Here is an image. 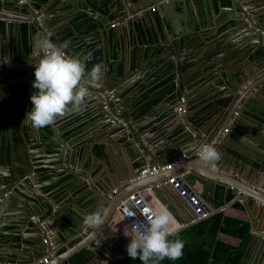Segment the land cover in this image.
Segmentation results:
<instances>
[{"label":"crops","instance_id":"1","mask_svg":"<svg viewBox=\"0 0 264 264\" xmlns=\"http://www.w3.org/2000/svg\"><path fill=\"white\" fill-rule=\"evenodd\" d=\"M20 1L21 2L17 1L16 3L21 6L24 4V1ZM153 1L154 0H148L144 7H139L133 0L131 3L133 8L132 13L123 18L111 17L109 22L105 20L107 12L103 10L100 11L99 7L92 8L93 14L82 11L79 13L82 16V20L79 22L80 29L78 35H70V32L62 33V31L56 34V38L57 36H63V42L67 41V47L65 48L66 54L78 56L81 60L85 61L93 54V49L92 51H87L86 46L91 48L92 42L96 39V35L100 37L99 33L92 36L89 31L93 29L96 24L99 25L100 32H104L106 35L113 38L114 33L116 36L122 37L123 49H121V52L116 48L112 49L111 56L108 57L103 74L101 78L92 85L93 88H102L101 83L103 81L109 83L111 81L114 82L115 70L118 67L124 69L125 66H129V63L131 64L135 60L133 47L135 46V50L137 48L138 52L139 47L141 48L144 46L143 49L146 51L145 55L148 61L147 64L149 65L147 71L141 75L133 86V92H136L135 99L128 107V109L133 112V118L125 111L118 116L121 117V120H125L130 125V129L132 128L134 131V137L138 138L135 129L136 125L143 131L154 128L157 133H151L149 135L150 147L141 144L140 149H137L135 144H132V141L128 139L123 140V146L119 141H116L117 133L109 136H107V134L102 137L99 136L100 129L90 130V124L93 123L94 125V123L97 122L98 118H96V114H88L84 108L79 113L69 110L63 115L57 116L53 122L56 123L55 126H52V123L39 128L34 127L31 121L25 118L26 113L31 108V102L28 97L27 111L20 125L17 127L20 131L19 129L17 131L22 135V145H20L21 151L23 153L30 151V153L33 154L31 158L32 161L39 167L48 164L46 166L47 168L43 169L46 175L39 184L42 190H44V193L35 190L33 195V197L46 209L41 210L38 206H35L30 210L26 203H24V206L27 208L26 211L19 208H11L12 202H19L20 200L26 201L29 200V198H27V196V199L23 198L19 193L13 192L12 188L9 189V192L12 194L9 199L3 202V206L0 208V264L6 262H10L11 264L31 263L34 261L37 262L35 264H40L38 260L47 256V254H49L48 257L51 258L54 253L57 254L58 248L66 246L73 238L79 237L81 239L84 237L92 227L83 223V217L93 211L101 213L107 203L106 201L114 198L115 195H119L122 199L114 208L105 228L95 239L105 248L114 252L116 256L122 253L119 254L115 251L117 245L114 235L121 243V247L123 246L122 248L126 250V245L130 237L126 236L124 233H132L127 224L123 223L120 217L118 218L117 216L118 205L130 193H143L145 200L150 205L152 204L158 207L164 205L170 209L173 217L178 222H189L191 217L189 207L186 202L178 196L176 191L171 189V185H165L162 188L153 187L151 191L148 190L154 183L165 181L172 175L179 176V179L183 181V186L192 188L199 193L200 196H202L205 186L221 184L224 190L228 188L232 189L234 191L233 199L218 209H215L211 205L214 208L213 212L223 208L222 212L224 214L248 221L250 229L251 223L249 218L253 220L254 225L258 228L264 227V209H261V211L263 210V213H261L259 203L252 199L251 204L248 206L249 210L247 213L243 205V201L245 200L243 197L245 194H241L230 186L226 187L222 182L199 177L193 168L194 164H192L196 161L198 156L194 151L187 154L185 160H188V163L185 164L186 166H174L171 170L163 171L156 176H149L151 178L146 180L136 178V173L141 165L146 163L163 164L169 162L182 152L194 150L197 144L202 142L213 144L220 153V159L211 166V170L218 171L225 178L235 177L242 182L252 180V183L256 182V184H262L264 186V133L263 135L251 133L239 124L242 121L244 125L257 126V122L248 117L244 112L247 104L253 102L259 104L257 105L258 107H264V64L260 65L250 60V55L256 48L245 53L242 57L237 54L236 60L233 62L234 64L232 67L235 68L232 73L239 70L240 74L238 76L240 78L243 76L240 71V64L242 63L244 65L242 68L248 79L243 82L241 86H236V83L232 84L229 78L226 83L218 80V76L214 72L216 65H214L210 59V61L207 59L203 61L200 68L196 67L195 64L190 61H185L179 63L176 71H174L168 59L164 60L168 55L162 52L164 49L162 43L169 40V35H166L161 28V40L155 29V25L149 20V14L151 12L155 15L157 23L160 24L162 13L167 11L166 8L168 9L169 6L166 5L165 10L159 9V3ZM232 1L235 8L234 10L226 9L223 6L219 7L217 5L216 15H214L211 9V14H213L212 21L215 23V28L211 36L213 37L216 35L214 39L217 38L216 44L218 47L225 39L238 32L235 31V29L238 27L239 14L244 7H242L237 0H231V2ZM262 3H264L263 0H256L253 1L250 6L258 7ZM164 4H166L165 1ZM226 4L228 3L224 5ZM25 6L27 10H30V7L26 3ZM151 6H155V9L150 10ZM176 9L178 11V7ZM256 9L258 11L263 9L258 12L260 23L253 19H251V21L257 24L258 28L264 29V8L258 7ZM22 12L26 11L22 10ZM144 12L151 24V27L148 28L147 35H143L137 27L134 32L129 33L128 18L131 16L134 18L141 17V14ZM244 12L247 14L249 13L248 10H244ZM3 14V18L21 16L11 11H5ZM112 23H116V25L111 26ZM45 33L46 36H50L53 42H56V38L52 36L51 33ZM70 36L72 37L70 38ZM0 43L3 45V51H0V73L4 74L5 71H7L5 74L12 79L14 78V72H16L18 68H22L23 65L15 62L16 59L20 61V58L18 59L14 55H11L12 57L9 58L7 39H0ZM153 49L158 51L156 55L151 54ZM27 53V60L30 61L33 57L30 55L29 50ZM1 59H3V61H1ZM192 59L197 58L193 57ZM4 60L7 61L5 62ZM2 62H4L3 65ZM250 65H252L251 69L249 68ZM180 66L185 67V69L180 68ZM2 67H6V69H2ZM232 67H230V69ZM12 68H16V70L8 71ZM22 72L24 75L26 71ZM4 82H6V79H1L0 83ZM224 86L227 89L220 91ZM234 88L235 90L232 92ZM250 89L251 91L244 95V93ZM227 94L232 95L229 107L238 103L242 97H244V99L237 105V109L232 118L229 119V115L227 116V119H229L228 122L226 120L224 121L225 115H223L213 128L207 129L203 126L201 127L197 120H195L197 121L195 125L192 124L190 120V116L192 118V115L187 116V114L184 116L185 123L182 124L180 119L184 118H180L175 112L178 97H183L185 104L188 101L193 106V109L197 111L201 105L210 106L213 100L221 99ZM198 97L201 99V104L195 103L196 101H194ZM111 106L113 107L112 103ZM119 110L120 109H117V111ZM1 115L2 110L0 104V126H2V121L4 119ZM24 119L26 120V124H24ZM9 120L11 119L9 118ZM11 125L13 126V124ZM53 127H57L56 134H53ZM82 137L84 140L89 139V141L91 137L101 138L103 141H107L108 147L104 148L105 145L103 142H94L91 144V148L84 150L82 147V143L84 142V140H81ZM32 138L37 140L39 138L41 141L58 138L60 141H63V147L66 151L61 154L62 157L60 160L64 161H56L57 157H55L50 145L36 143L37 140L32 141ZM65 140H67V142H65ZM136 142V144H139L138 139H136ZM72 147L75 149L78 148L77 158H79V160L77 159L75 163L78 165L79 169L76 177L61 172L63 166L66 164V155ZM97 150H101V154H99ZM153 152H156L157 155L155 156ZM234 152L240 154L241 157H237ZM40 170H42V168H37V171ZM32 182L37 185L34 179H32ZM28 187L30 189L32 188L31 186ZM18 189L20 193L24 195L31 194L27 192L30 190L27 187H19ZM113 189H116V192L112 194L111 198H107L106 195ZM103 196L106 198L101 203ZM234 202H238L241 206H235ZM262 207H264V205ZM26 213H28L31 219H25ZM65 216H68L70 221L63 219ZM41 222H44L48 229L53 230L52 232L54 235L52 238H55V234L58 236V240L54 243L56 247L55 251L51 250L47 244L46 249L42 250V248L39 247L41 244H37L38 240L33 230L35 225ZM189 223L192 224L194 222ZM183 227L186 226L184 225ZM263 232L264 231H258V233L252 236L250 231V238L246 247L249 251L245 263L250 264L257 258L256 264H264V247L261 249L259 240V236H263ZM14 236H18V240H14ZM219 236L224 241L234 245L240 240L237 237L225 233H219ZM256 236L258 237L256 238ZM45 238L48 237L46 236ZM105 241L107 244H105ZM35 244L38 246H35ZM43 244H45L44 241ZM92 244L95 245V240H92ZM101 254L106 255V252L101 250Z\"/></svg>","mask_w":264,"mask_h":264},{"label":"water","instance_id":"2","mask_svg":"<svg viewBox=\"0 0 264 264\" xmlns=\"http://www.w3.org/2000/svg\"><path fill=\"white\" fill-rule=\"evenodd\" d=\"M19 0H0V20L4 21V29H5V39L8 42V54L9 58L11 55H19L20 61L16 59V63L22 64V68H12L8 71H26L23 76L18 79H10L9 76L0 73V81L1 79H6V82L0 83V104L2 105V117L4 118L3 126L0 129V208L3 206V202L6 199H9L11 194L9 189L12 188L13 192L19 193L23 198H29V200L19 202L14 201L11 203V208H19L23 211H26L27 208L24 206L26 203L30 210L33 207L38 206L41 210L46 209L42 206L34 197V191L39 190L44 193L41 186L39 185L43 180L45 171L48 164L44 166H37L32 161V155L30 151L23 153L21 151L20 145H22L21 134L14 140L13 130L10 129L12 126L9 122L8 116L9 111L7 109L11 106L12 103V88L16 90V93L19 92V88L21 85L27 86L28 97L33 93L34 88L32 86V81L34 77V62L37 61L39 56L41 55L40 50L37 46V41L41 38V36H45V32H49L56 38L57 32L69 33L70 35H78V31L80 29L79 22L82 20L81 14L82 11H86L87 13L93 14L92 8H98L100 11H106L107 16L105 20L107 22L110 21L111 17H126L128 14L133 12V8L131 3L133 0H47L42 2L39 7L36 6V0H23L26 3L30 10L25 8L26 12H22L20 6L16 3ZM148 0H134V2L139 7H144ZM164 1L166 4H164ZM256 0H237L244 9L239 14V23L238 27L235 31H238L235 35L229 36L225 39L222 44H219V47L216 44L217 38L216 35L211 36L212 31H214L215 23L212 21L213 14L216 15V7L223 6L226 9L234 10L233 1L226 3V0H154L153 2L159 3V9L165 10V6H169V8L164 11L161 15L162 19L160 24L157 23L155 19V15L150 12L149 16L152 21V24L155 25V29L162 40V34L160 29L164 30L166 35H169V40L162 43L164 46L163 53L168 55L164 58L171 63L172 70L176 71L177 65L179 63L190 61L195 64L196 67L200 68L202 62L207 60H212V63L215 66V73L218 76V80L226 83L228 78L231 80L232 84L236 83V86H241L243 82H245L248 77H246L245 72L243 71V64L241 63V72L242 77H235L232 73L235 67H232L233 62L236 60L237 54L242 57L245 53H248L250 50H254L259 46H263V37L259 30H257L258 26L251 19L260 23V17L256 8H264V3L260 4L258 7L250 6V4ZM264 1V0H263ZM158 5V4H157ZM178 7V11L177 8ZM211 9L213 14H211ZM244 10H248L247 14ZM5 11L15 12L16 14L21 15L20 17H4ZM35 17V18H34ZM146 13H142L141 17H130L128 18L129 25V33L134 32L137 27L140 32L147 35L148 28L151 27L149 23ZM25 22L27 24V31L25 37L22 33L21 23ZM10 25L17 26L14 31V36L16 39V43L18 44L17 51L14 48V45L10 41ZM136 25V26H135ZM153 25V26H154ZM161 26V27H160ZM15 29V27H14ZM69 31V32H68ZM92 36L99 33L100 37L96 35L95 41L92 42V47L89 48L86 46L87 51H92L93 54L88 57V59L82 60L86 64V70L90 69L94 64L100 63L105 69L108 57L111 56L112 49L116 48L121 52L123 49L122 37L116 36L114 33V38L106 35L104 32L99 31V25L96 24L93 29L89 30ZM139 33V32H138ZM242 36V37H239ZM50 38V36H48ZM72 36H70L71 38ZM239 37V38H237ZM63 36H57L56 44H62ZM25 39V40H24ZM139 47L138 52L137 48L135 50V46L133 47V55H135V60L129 66H125L124 69L118 67L115 70V80L114 82H102V88H93L90 86L89 94L84 101L83 108L86 109L88 114H96L97 122L90 124V130L100 129L99 136H103L107 134V136L117 133L116 141L120 142L121 145L124 146V139H128L132 141V144H135L137 149H140V145H146L150 147V134L157 132L154 128L147 129L146 131L141 130V128L136 125V133L137 137H134V131L131 130V134H128L122 122L119 121L121 117L118 115L125 111L131 118H133V112H131L128 107L131 102L135 99L134 84L138 81L141 75L147 71V57L146 51ZM27 50L30 51V55H32V59L27 60ZM66 50L65 48L63 49ZM135 50V51H134ZM0 51H3V45L0 43ZM157 50L153 49L151 54L156 55ZM66 53V52H65ZM85 55V53H84ZM174 57V58H173ZM196 57L197 59H192ZM209 60V61H210ZM3 61V59H1ZM134 63V65H133ZM151 63V62H150ZM4 62H2V65ZM136 64V66H135ZM105 65V66H104ZM187 65V64H186ZM246 66V65H245ZM230 67H232L230 69ZM252 65L249 66L251 69ZM184 68L185 67H181ZM1 69V68H0ZM2 69H6V67H2ZM252 71V70H251ZM110 73V72H108ZM228 74V75H225ZM143 78V77H142ZM136 86V85H135ZM137 87V86H136ZM16 88V89H15ZM138 88V87H137ZM136 88V89H137ZM18 89V90H17ZM227 88L220 89L223 91ZM235 88L232 92H234ZM251 91L247 90L244 95ZM230 92V91H229ZM179 98V97H178ZM177 98V99H178ZM244 99V97H242ZM240 99L238 103L229 107L230 101L232 100V95L227 94L223 96L221 99H216L212 101L210 106H200L198 110H194L193 106L187 101L186 102V114L192 115L190 116V120L192 124H196L198 121L200 126L205 127L207 129L213 128L220 119L225 115L224 121H229L230 118L234 115V112L237 109V105L242 101ZM108 100V101H107ZM107 101L109 109H104V103ZM195 103L201 104L200 97L196 98ZM113 104V107L111 106ZM229 107V110L227 111ZM120 109L117 111V109ZM116 109V110H115ZM194 110V111H193ZM229 115V119L227 116ZM15 116V114H14ZM13 116V117H14ZM26 116V115H25ZM119 117V118H118ZM197 118V119H196ZM197 120V121H195ZM125 121V120H124ZM24 124H26V120L24 119ZM56 123H53L52 126H55ZM56 128L53 127V134H56ZM10 130V133L9 131ZM24 131V130H23ZM133 134V137H130ZM84 137V136H83ZM83 137L81 140L83 141ZM136 139L139 140V144H136ZM32 141L37 139L32 138ZM80 140V141H81ZM91 141V142H90ZM85 139L82 143V147L85 150L91 148V144L103 142L105 145L104 148L108 147L107 141H103L101 138L91 137V140ZM67 142V140H65ZM34 143V142H33ZM36 143H45L50 145L54 152L56 161L63 162L61 159V154L65 153L66 149L63 147V141H60L58 138L51 140H40L38 138ZM71 144V143H69ZM202 142L197 144V147L194 150H189L185 152L188 154L189 152H193L196 149L201 147ZM77 150L78 148L72 147L69 153L66 155V164L63 166L61 172L65 174H69L71 176L76 177L78 174V165H76L77 159ZM156 156L157 153L153 152ZM188 160H185L184 163H180L176 166L182 167L186 166ZM193 168L195 172L199 175V177H204L212 181L222 182L227 186L235 188L241 194H245L243 199V205L245 211L248 213V206L251 204V200L253 199L257 203L260 204V212L264 205V186L262 184H256V182L252 183V180H247V182H242L240 179L228 177L225 178L218 171L211 170V164H207L199 159L197 156L196 161H194ZM37 168H42V170L37 171ZM139 172V169H138ZM137 172V173H138ZM136 173V175H137ZM151 177L142 178L141 180H146ZM34 179L37 182L34 184L32 182ZM131 179V178H130ZM140 181V180H138ZM28 186H31L30 189ZM19 187H27L30 189L27 191L31 193L29 195H24L20 193ZM7 195V197H6ZM26 198V199H27ZM106 197H102V201ZM122 198L119 195H115L114 198L107 200L106 205L102 209L101 214L104 217L103 222L95 228H91L90 231L81 239L73 243L71 246L67 247L62 253L56 254L54 253L49 262L47 264H59L65 260H67L74 253L78 252L82 248H90L94 252V257L89 260L86 264H102L105 263L114 257L116 254L111 252L109 249L105 248L99 241L95 238L101 233V231L105 228V225L108 223V220L116 207L119 201ZM204 200V199H203ZM205 202V209L207 211V215L211 214L214 211V208L210 203ZM258 204V205H259ZM223 209V208H222ZM219 209L217 211H222ZM34 215V214H33ZM36 216V215H35ZM31 219L28 213L25 214V219ZM251 234L252 236L258 231H264V227L258 228L254 225V222L251 218ZM186 224L185 226L189 225ZM53 230H50L46 227L44 222L35 225L34 227V235L38 240L37 244H41L39 247L42 250L46 249V244H43L44 238L47 236L53 243L58 240V236L55 234V238L53 237ZM258 236H256L257 238ZM92 240H95V245L92 244ZM261 249L264 247V236H259ZM35 246H38L35 244ZM101 250L106 252V255L101 254ZM126 251V250H124ZM249 249H246L243 256V264L245 263V259L248 255ZM49 255V254H47ZM257 258L250 264H256Z\"/></svg>","mask_w":264,"mask_h":264},{"label":"clouds","instance_id":"3","mask_svg":"<svg viewBox=\"0 0 264 264\" xmlns=\"http://www.w3.org/2000/svg\"><path fill=\"white\" fill-rule=\"evenodd\" d=\"M37 46L41 55L33 63L32 86L35 91L29 97L31 108L25 118L39 128L52 124L57 116L69 110L81 112L90 86L101 78L104 68L96 63L86 70L84 61L63 50L67 41L58 45L45 35L37 41ZM198 157L214 165L220 159V153L213 144L205 143ZM103 220L98 211L83 217V223L93 228ZM124 234L130 237L126 245L127 255L138 258L142 264H159L165 258L175 261L183 254L185 242L179 236L172 212L164 205L150 211L146 224H137L134 232Z\"/></svg>","mask_w":264,"mask_h":264},{"label":"trees","instance_id":"4","mask_svg":"<svg viewBox=\"0 0 264 264\" xmlns=\"http://www.w3.org/2000/svg\"><path fill=\"white\" fill-rule=\"evenodd\" d=\"M47 0H36L37 7L42 2ZM231 0H226L229 3ZM20 6V5H19ZM1 8V5H0ZM21 10L25 11V3L20 6ZM4 21L0 20V39L5 38ZM22 33L25 37L27 31V24L21 23ZM15 27V29H14ZM86 27V26H85ZM17 26L10 25L11 35L10 41L14 45L17 51L18 44L14 36V31ZM69 32V31H68ZM25 40V39H24ZM28 51V50H27ZM19 59V55H14ZM250 60L257 62L258 64H264V45L256 48L250 55ZM239 70L234 71L233 75L238 77ZM15 78L23 76L22 71H16L13 75ZM15 93V90H12ZM14 97V95H12ZM18 103L12 101L14 114L16 119L14 122V130L20 125L24 113L27 111L28 92L26 85H21L19 88ZM255 102V101H254ZM257 103L247 104L245 107V114L257 122V126H247L241 121L243 127H245L251 133L262 134L264 133V107H258ZM17 138H14L16 140ZM101 154V150H97ZM235 153V152H234ZM237 157H241L240 154L235 153ZM203 198L211 203V205L218 209L225 203L233 199L234 191L232 189L224 190L221 184L215 186H205V190L202 193ZM234 205L240 207L238 202H234ZM66 221L69 220L68 216L63 217ZM70 221V220H69ZM219 233L229 234L231 236L239 238L237 244H232L224 241L220 238ZM179 236L184 240V247L182 250V256L175 261H171L167 258L161 260L159 264H243V256L247 247V243L250 238V225L246 220H242L236 217L228 216L222 211H215L194 223L180 228ZM18 236H14V240H18ZM174 238V237H170ZM80 238H73L66 246H62L57 249V254L62 253L67 247L78 241ZM105 244L107 242L105 241ZM94 257V252L90 248H82L78 252L74 253L67 260L59 264H86ZM102 264H142V262L136 258L133 259L127 255V252L114 257L113 259Z\"/></svg>","mask_w":264,"mask_h":264},{"label":"built area","instance_id":"5","mask_svg":"<svg viewBox=\"0 0 264 264\" xmlns=\"http://www.w3.org/2000/svg\"><path fill=\"white\" fill-rule=\"evenodd\" d=\"M19 2H21L19 0ZM155 6H151L150 10H154ZM116 23H112L111 26H115ZM260 28H258L259 30ZM259 32L263 35L264 29H260ZM108 101V100H107ZM107 101L104 104V109H109ZM175 112L177 116L180 118H184L186 115V104L183 97L178 98V102L175 106ZM181 123H185V118L180 119ZM120 122H122L125 131L130 134V125L124 121L119 119ZM130 137H133L131 135ZM205 144L202 143L201 146ZM201 148V147H200ZM199 149H196L194 153L198 155ZM187 158V154L185 152H182L175 156V158L169 162L163 163V164H152V163H146L139 167V172L136 176L137 179L146 178L149 176H156L159 173L167 170H171L174 166L177 164H180L184 162V160ZM181 177V176H180ZM165 185H171V189L175 190L178 196H180L184 202L189 207L190 210V219L189 222H195L205 216H207V211L205 209V202L202 198V196L199 195L195 190L192 188H188L186 186H183V181L179 179V176L172 175L169 178H167L165 181H161L158 183H154L152 186L148 188L149 191L152 190V188H162ZM116 192V189H113L110 193L106 195L107 198H111L112 194ZM160 207V206H159ZM158 208V206L150 205L143 195L140 192H133L128 194L118 205V218L123 221V223L127 224L129 230L131 232L135 231V227L137 224H146L147 223V217L150 214V211L153 209ZM175 224L178 226V228L183 227L189 222L181 223L178 222L174 218ZM264 236V232H263ZM44 243L47 244L51 250L55 251L56 247L53 242L50 241L49 238H44ZM47 256H44L40 258L38 261L40 264H46L49 261V258ZM36 261L31 263H16V264H35ZM2 264H11L10 262L2 263Z\"/></svg>","mask_w":264,"mask_h":264},{"label":"flooded vegetation","instance_id":"6","mask_svg":"<svg viewBox=\"0 0 264 264\" xmlns=\"http://www.w3.org/2000/svg\"><path fill=\"white\" fill-rule=\"evenodd\" d=\"M264 35V34H263ZM12 79H18V78H12ZM16 89V88H15ZM12 90H14V87L12 88ZM18 90V89H17ZM12 95H14V97L12 96V100H15V102L14 103H18L17 102V100H18V98L20 97L19 96V92L18 93H16V90H15V93L14 92H12ZM12 105H13V103H12ZM12 105L8 108V105H7V109H8V111H9V116H8V119L10 118L11 120H9V122L11 123V124H13L14 125V122H15V119H16V114H15V116H14V111H13V107H12ZM1 108H2V105H1ZM25 114V113H24ZM2 116V115H1ZM14 116V117H13ZM23 118H24V116H23ZM22 118V119H23ZM3 121H4V119H3ZM2 121V122H3ZM4 123V122H3ZM2 126H3V124H2ZM2 126H0V129H1V127ZM10 129H12L14 132H13V135L15 136L14 138H17L19 135H20V129L19 128H17V130L19 129V131H17V130H14V126H11L10 127ZM9 131V133H10V130H8Z\"/></svg>","mask_w":264,"mask_h":264},{"label":"rangeland","instance_id":"7","mask_svg":"<svg viewBox=\"0 0 264 264\" xmlns=\"http://www.w3.org/2000/svg\"><path fill=\"white\" fill-rule=\"evenodd\" d=\"M113 235V234H112ZM114 239H115V243L117 245V247H115V251L116 253H123L124 252V248L121 247V243L115 238V235H114Z\"/></svg>","mask_w":264,"mask_h":264}]
</instances>
